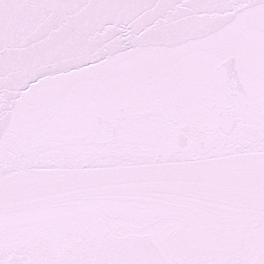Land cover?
<instances>
[{
    "label": "snow or ice",
    "instance_id": "snow-or-ice-1",
    "mask_svg": "<svg viewBox=\"0 0 264 264\" xmlns=\"http://www.w3.org/2000/svg\"><path fill=\"white\" fill-rule=\"evenodd\" d=\"M0 264H264V0H0Z\"/></svg>",
    "mask_w": 264,
    "mask_h": 264
}]
</instances>
